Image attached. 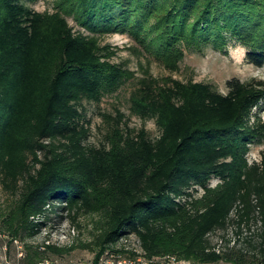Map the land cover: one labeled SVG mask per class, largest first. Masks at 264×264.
Segmentation results:
<instances>
[{
	"label": "trees",
	"instance_id": "16d2710c",
	"mask_svg": "<svg viewBox=\"0 0 264 264\" xmlns=\"http://www.w3.org/2000/svg\"><path fill=\"white\" fill-rule=\"evenodd\" d=\"M118 31L171 71L187 50H222L231 40L264 67V0H60L54 12L0 0V182L12 196L0 204V235L12 243L36 237L47 226L37 218L59 205L98 216L94 264L129 235L147 259L264 264V238L251 243L253 256L210 238L232 221L240 230L252 220L264 225V152L248 157L264 140L262 118L251 121L264 78L229 79L228 93L194 80H142L133 111L156 118L160 135L120 124L108 143L91 145L78 103L101 100L133 75L97 36ZM26 248L28 264L57 250Z\"/></svg>",
	"mask_w": 264,
	"mask_h": 264
},
{
	"label": "rangeland",
	"instance_id": "374dc122",
	"mask_svg": "<svg viewBox=\"0 0 264 264\" xmlns=\"http://www.w3.org/2000/svg\"><path fill=\"white\" fill-rule=\"evenodd\" d=\"M24 1L39 12H54L58 9L60 2V0ZM69 21L77 32L87 31L73 17L69 16ZM97 36L102 46H109L115 52L111 57L112 62L125 67L133 74L115 92L107 93L101 100L83 99L78 103L83 114L82 121L90 129L87 143L98 147L109 142L114 128L120 124L122 127L129 126L135 130L145 128L152 138L160 135L161 130L156 118H143L133 111L132 97L140 87L142 80L155 78L162 82L170 77L183 81L194 80L211 84L216 90L228 93L227 81L229 79L239 78L242 81H250L253 78H264V67L249 63L247 60L248 47L237 40H231L229 45L222 50L212 46H207L201 52L187 50L180 63V68L171 71L156 55L145 50L129 31L99 33ZM258 118L264 121V99L254 108L251 121L254 122ZM263 152L264 140L251 144L248 154L249 161L252 163L261 160ZM218 182L219 179L214 177L210 183L216 185ZM10 195V192L5 190L0 182V204H5L12 197ZM232 216L237 218L236 210ZM39 219H47V226L34 238L25 241L16 239V242L12 243L10 234L1 233L0 247L2 248L7 242L9 252L14 257L13 260H16L19 251H23L24 257L19 264H28L27 244L39 246L45 251V245L50 243L55 245L57 250H48L43 255L45 259L38 264H94L99 250L95 243V236H93L98 226L97 215L79 214L75 216L57 205L54 210L50 207L47 216L38 217L37 220ZM237 231L240 234H237ZM210 238L218 249L235 244L236 248L250 252L251 243L257 244L264 238V225L261 219L252 220L249 224L244 223L240 230L238 224L232 221L228 228L213 233ZM113 247L119 252L106 250L98 264H120V262L141 264L137 262V259L142 258L143 250L135 235L124 237ZM253 252L254 250L250 254L252 255Z\"/></svg>",
	"mask_w": 264,
	"mask_h": 264
},
{
	"label": "crops",
	"instance_id": "0c3cea01",
	"mask_svg": "<svg viewBox=\"0 0 264 264\" xmlns=\"http://www.w3.org/2000/svg\"><path fill=\"white\" fill-rule=\"evenodd\" d=\"M18 257H21V258H18ZM23 257H24V252L19 251V254L15 258L16 260H13L14 257L11 256L9 252V245L7 242L2 246V248L0 247V264H17L16 262H18L19 264L21 260H23ZM182 264H233V263H229L225 261H220V262H215V263H193L190 261H182Z\"/></svg>",
	"mask_w": 264,
	"mask_h": 264
},
{
	"label": "built area",
	"instance_id": "2783aa9c",
	"mask_svg": "<svg viewBox=\"0 0 264 264\" xmlns=\"http://www.w3.org/2000/svg\"><path fill=\"white\" fill-rule=\"evenodd\" d=\"M137 260H138L137 262L141 264H182V261L177 260L176 257L174 256H164V257H157L152 259H147L142 256V258H138ZM40 264H44V263H40ZM120 264L122 263L120 262Z\"/></svg>",
	"mask_w": 264,
	"mask_h": 264
}]
</instances>
